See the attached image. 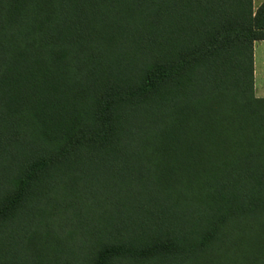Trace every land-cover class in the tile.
I'll use <instances>...</instances> for the list:
<instances>
[{
	"label": "trees",
	"instance_id": "trees-1",
	"mask_svg": "<svg viewBox=\"0 0 264 264\" xmlns=\"http://www.w3.org/2000/svg\"><path fill=\"white\" fill-rule=\"evenodd\" d=\"M254 0H0V264H264Z\"/></svg>",
	"mask_w": 264,
	"mask_h": 264
},
{
	"label": "crops",
	"instance_id": "crops-1",
	"mask_svg": "<svg viewBox=\"0 0 264 264\" xmlns=\"http://www.w3.org/2000/svg\"><path fill=\"white\" fill-rule=\"evenodd\" d=\"M264 0H254V9L257 10ZM254 71H255V95L264 98V41L255 43L254 46Z\"/></svg>",
	"mask_w": 264,
	"mask_h": 264
}]
</instances>
